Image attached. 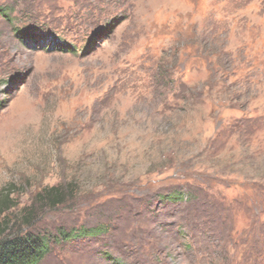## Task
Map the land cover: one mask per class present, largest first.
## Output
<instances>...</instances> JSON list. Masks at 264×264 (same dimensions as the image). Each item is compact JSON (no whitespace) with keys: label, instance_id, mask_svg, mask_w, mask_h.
I'll return each mask as SVG.
<instances>
[{"label":"rangeland","instance_id":"1","mask_svg":"<svg viewBox=\"0 0 264 264\" xmlns=\"http://www.w3.org/2000/svg\"><path fill=\"white\" fill-rule=\"evenodd\" d=\"M0 10L8 235H51L40 264H264V0ZM68 183L72 198L23 222L38 193ZM177 192L188 201L159 200Z\"/></svg>","mask_w":264,"mask_h":264},{"label":"trees","instance_id":"2","mask_svg":"<svg viewBox=\"0 0 264 264\" xmlns=\"http://www.w3.org/2000/svg\"><path fill=\"white\" fill-rule=\"evenodd\" d=\"M1 12V10H0ZM31 47H43L46 45L44 39L36 38L33 36L28 37ZM34 40V41H33ZM40 41V42H37ZM33 42V44L31 43ZM63 50L75 52V47H71L67 43L57 44ZM45 49V48H44ZM214 71V72H213ZM216 75V70H212ZM184 170L183 168H181ZM175 173L167 176L166 178L173 177ZM74 184L68 183L67 185L60 184L58 186L45 188L38 193L34 199V203L31 207L23 210L24 220L26 225H31L35 219L36 206L55 209L60 205H63L68 199L73 196ZM189 197H186L183 193H175L173 195L160 197L161 202L166 203H180L188 201ZM16 205L11 199L10 194H5L0 197V217L4 216L9 210L15 208ZM6 221L0 222V264H40L44 258L50 253V243L52 236L49 234H42L40 232H25L22 234L8 235L9 230L6 229ZM102 227L93 229H81L72 232L59 231L57 236H53V239L65 240L70 242L75 235L82 238H92L104 235Z\"/></svg>","mask_w":264,"mask_h":264}]
</instances>
